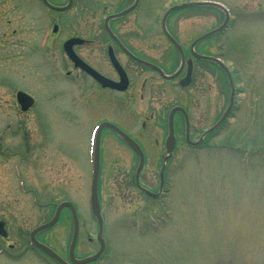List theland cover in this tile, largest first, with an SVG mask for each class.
I'll use <instances>...</instances> for the list:
<instances>
[{
    "label": "rangeland",
    "instance_id": "374dc122",
    "mask_svg": "<svg viewBox=\"0 0 264 264\" xmlns=\"http://www.w3.org/2000/svg\"><path fill=\"white\" fill-rule=\"evenodd\" d=\"M13 1L0 0V221L16 248H6L10 257L0 255V264H47L28 249L29 234L65 201L75 206L81 221L76 256L84 259L100 249L98 224L90 213L92 171L86 153L87 136L93 140L104 118L95 109L98 102L83 95V81L69 84L62 52L49 55L34 48L39 32ZM189 1L213 2L228 11V24L211 37L213 57L229 68L242 105L213 131V149L199 153V161L188 148L175 150L165 164L163 188V150L152 142L157 130L146 134L141 183L154 194L161 191L159 200L146 198L132 184L138 161L131 152L104 140L98 192L105 251L91 264H264V0H152L153 30L159 31L168 8ZM178 14L170 24L186 44L225 20L214 6ZM154 39V44H167ZM45 56L57 60L59 68ZM213 84L214 125L230 91L219 72ZM18 92L33 97L36 105L22 112ZM71 236L64 210L57 225L37 238L67 254Z\"/></svg>",
    "mask_w": 264,
    "mask_h": 264
},
{
    "label": "flooded vegetation",
    "instance_id": "af4514ba",
    "mask_svg": "<svg viewBox=\"0 0 264 264\" xmlns=\"http://www.w3.org/2000/svg\"><path fill=\"white\" fill-rule=\"evenodd\" d=\"M14 3L19 14L33 21L34 28L39 32V36L33 39L34 48L41 52L47 51L49 55L50 52L56 55L62 52L69 67L66 73L69 84L83 81L85 98L98 102L95 109L100 113L102 111L104 119L96 127L112 124L142 150L144 168L138 180L136 172L132 179L136 189L141 187L151 192L141 183L147 164L144 152L147 144L144 139L151 131L157 130L158 136L152 142L155 148H162V162L168 148L173 149L169 162L173 160L175 150L188 148L199 161V153L213 149V127L221 119L213 125V107L217 103L216 93L213 96V76L219 72L228 79L225 70L213 62V58H217L213 57V28L204 30L186 44L182 42L177 29H173L170 24V20L178 13L213 10L212 3L189 1L181 4L187 7L170 13L173 7L168 8L161 17L157 32L151 27L156 10L152 0H14ZM221 13L225 16L224 12ZM155 37L163 38L167 44H154ZM202 37L205 38L199 40ZM70 42L73 43L68 49L74 58L88 66L98 79L93 77L92 72L79 67V62L77 67L76 62L67 55L65 47ZM45 57L50 65L59 68L57 60L55 63ZM70 88L74 90V87ZM168 96L172 99L165 98ZM230 96L222 116L231 103ZM164 99L166 106L163 107ZM240 105V93L235 89L229 116L235 115ZM174 109L182 111L175 112L173 116L175 142L168 143L171 134L170 115ZM221 126H217L214 131ZM105 139L109 140V146L116 143L127 149L139 163L140 158L111 127L103 128L100 134V163L103 161ZM87 142L86 160L89 162L94 160V153L90 151L94 147L95 137L92 140L90 135L87 136ZM160 187L163 188L161 180ZM139 192L146 197L143 191ZM67 211L72 224V240L73 214ZM80 224L79 220L76 251L81 239ZM0 240L5 245L0 254L10 257L8 251L14 250L16 246L10 243L9 238ZM69 247L67 254H59L51 249L68 264H72ZM28 249L41 256L47 264H59L31 245Z\"/></svg>",
    "mask_w": 264,
    "mask_h": 264
},
{
    "label": "water",
    "instance_id": "95a60500",
    "mask_svg": "<svg viewBox=\"0 0 264 264\" xmlns=\"http://www.w3.org/2000/svg\"><path fill=\"white\" fill-rule=\"evenodd\" d=\"M214 6L217 7V8H220L224 12H226V10H224V8H222L221 6H218V5H214ZM185 7H187V6L183 5V6H179V7H174L173 9H171L169 11V13L174 11V10H179V9L185 8ZM165 18H166V16H165ZM228 19H229V16H228V14H226V21H225L224 25L221 28H219L218 30L214 31L213 34L223 30L225 28L227 22H228ZM71 43H73V42L67 43V45L65 47V50H66V53L68 54V56L71 59H73V61L76 62L77 67H78V62H79L80 63L79 67H81L86 72H92L91 69L88 66L84 65L82 62H80L76 58H74L72 52H70V49H68V46H70ZM213 61L217 62L221 67H223L222 63L219 62V60L213 59ZM92 74H93V72H92ZM93 77L96 78L97 76H95L93 74ZM97 79H98V77H97ZM231 83H232V81H231ZM233 94H234V92H233ZM17 100H18V103L20 104L21 109H22L23 112L28 111L32 107V105L34 103V101H33V99L31 97H29L28 95H26L24 93H21V92L17 94ZM177 110H180V109H177ZM177 110H174V111H177ZM173 113H172L171 119H170L171 132H172V128H173V122H172ZM227 115H228V112L226 113L225 117ZM105 127H111L112 129H114L123 138V140L128 144V146L139 156L140 165H139V168H138V174L140 173V171L142 170L143 165H144L143 153H142L141 149L138 147V145L134 141H132L127 135H125L118 128H116L115 126H113L111 124H107L106 123V124H103V125L100 126L99 131H98V135H97L96 154H95V162H94V175H93V181H92V187H91V210H92L93 216L98 221L100 233H102V230H103V219H102V216H101V208H100V202H99L98 192H97V182H98L99 166H100V164H99V162H100V160H99V145H100L99 141L100 140L99 139H100V133L103 130V128H105ZM168 141H174V138H173L172 135H170V137L168 138ZM168 151L171 152L172 149L169 148ZM147 194L152 196L150 193H147ZM66 208L71 210V212L73 214V219H74V235H73L72 243H71L70 250H69V258H70L71 262L73 264H89V263H93V262L97 261L98 258L101 256V254L104 251V244L103 243H101L100 252L98 254H96L95 256H92V257H89V258H86V259H83V260H77L75 258V256H74L75 247H76L77 238H78V232H79V221H78L77 213H76V210H75L74 206L71 203H69V202H64V203L60 204L57 207L56 214H55V217L53 218V220L50 221L49 223H47V224L35 229L31 233V242L33 243V245H35V247H37L39 250H41L42 252H44L45 254H47L48 256L53 258L54 260H56L58 263L67 264L54 251H52L50 248H48L47 246L39 243L36 240V235L38 233H41V232H43V231H45L47 229H50L51 227H53L56 224V222L59 219V216H60L62 210L66 209ZM0 236L4 237V238L7 237V232L5 231L4 223H2V222H0Z\"/></svg>",
    "mask_w": 264,
    "mask_h": 264
}]
</instances>
